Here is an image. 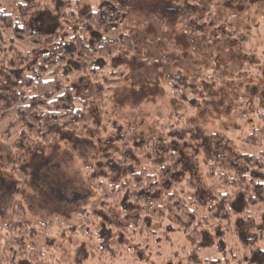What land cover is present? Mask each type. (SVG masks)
Wrapping results in <instances>:
<instances>
[{
    "label": "trees",
    "instance_id": "16d2710c",
    "mask_svg": "<svg viewBox=\"0 0 264 264\" xmlns=\"http://www.w3.org/2000/svg\"><path fill=\"white\" fill-rule=\"evenodd\" d=\"M103 3L82 11L79 0L61 1L59 25L50 33L31 26V16L47 8L38 0L18 3L15 16L0 9V118L15 108L23 125L10 148L46 150L59 131H87L91 102L76 94L73 83L101 84L106 95L126 75L125 66L111 68L108 61L135 54V44L123 8L114 0ZM203 19L219 23L214 10ZM233 21L227 20L229 28ZM4 30L32 48L22 52L12 40L4 44ZM217 76L200 78L211 82ZM257 116L260 126L241 140L252 153L237 151L235 159L217 150L221 137L201 135L179 116L155 122L157 136L142 143L136 128L112 125L109 144H119V155L114 147L98 153L99 176L89 178V201L70 228L98 247L96 259L105 264H264V112ZM128 152L139 160L136 169L125 158ZM106 176L114 181L100 180ZM112 211L123 222L118 227L110 222ZM10 221L0 264H69L34 246L22 253L18 239L20 231L47 236L67 225L55 220L30 225L21 206L14 207ZM97 234L101 241L107 238L100 245L92 240Z\"/></svg>",
    "mask_w": 264,
    "mask_h": 264
},
{
    "label": "rangeland",
    "instance_id": "374dc122",
    "mask_svg": "<svg viewBox=\"0 0 264 264\" xmlns=\"http://www.w3.org/2000/svg\"><path fill=\"white\" fill-rule=\"evenodd\" d=\"M22 1L3 0L0 9L15 16L16 5ZM61 1L65 0H38L47 8L31 16L34 30L50 33L58 27ZM71 1L74 4L78 0ZM79 1L82 11L105 5L103 0ZM114 2L124 10L135 54H119L108 61L111 68L125 66L126 75L106 95L101 84L87 79L73 83L76 94L91 102L89 129L77 134L59 131L46 150L12 149L9 146L23 125L17 120L15 108L0 118V250L8 238L5 227L13 224V209L21 206L23 218L30 225L55 220L68 226L54 228L47 236L20 231L22 253L34 246L51 251L63 263H106L97 261L98 247L70 227L76 226V216L89 201V178L99 176L98 153L117 147L109 144L115 133L112 125L136 128L142 143L157 136L155 122L179 116L193 122L201 135L221 137L216 148L230 159L237 157V151L252 153L241 140L260 126L257 115L264 112V0ZM210 10L219 20L215 26L211 25L214 21H203ZM229 18H234L230 28ZM2 36L4 44L12 40L22 52L32 48L28 41L14 39L11 31L4 30ZM213 72L218 76L211 82L201 80V76L209 77ZM227 141L234 143L236 150ZM114 152L119 155L117 149ZM195 154L201 160L200 153ZM125 156L133 161L134 169L139 166L131 152ZM112 176L99 179L110 182ZM110 219L115 226L123 223L115 211ZM102 238L97 234L92 240L100 245L107 239Z\"/></svg>",
    "mask_w": 264,
    "mask_h": 264
},
{
    "label": "snow or ice",
    "instance_id": "6c2138e0",
    "mask_svg": "<svg viewBox=\"0 0 264 264\" xmlns=\"http://www.w3.org/2000/svg\"><path fill=\"white\" fill-rule=\"evenodd\" d=\"M261 183H264V181H261ZM224 195H225V196H227V194H226V193H225Z\"/></svg>",
    "mask_w": 264,
    "mask_h": 264
}]
</instances>
